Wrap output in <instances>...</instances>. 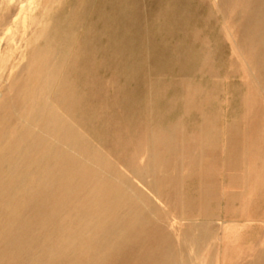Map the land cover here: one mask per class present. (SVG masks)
<instances>
[{
	"label": "rangeland",
	"instance_id": "1",
	"mask_svg": "<svg viewBox=\"0 0 264 264\" xmlns=\"http://www.w3.org/2000/svg\"><path fill=\"white\" fill-rule=\"evenodd\" d=\"M263 44L264 0H0V264H90L117 227L152 264H264Z\"/></svg>",
	"mask_w": 264,
	"mask_h": 264
},
{
	"label": "bare ground",
	"instance_id": "2",
	"mask_svg": "<svg viewBox=\"0 0 264 264\" xmlns=\"http://www.w3.org/2000/svg\"><path fill=\"white\" fill-rule=\"evenodd\" d=\"M45 66H47L46 62L44 63V65L40 66L38 64L35 66V69H36L37 73H39V75H41V71ZM59 68H60L59 65H55V66H51V67L48 66L47 71H46L45 81H43V82L41 81L40 83H35L32 85L31 88H29L28 85L23 87V88H22V86H20L19 89H18V87H13V88H15V92L13 93L12 97L15 96L17 99H21L26 94H30V93H33V91L38 90L41 84H43L42 86L45 85V87H46V85H48V81H49L50 77L54 76L56 78V76L59 72ZM12 107H13L12 101H7L3 105L0 104V141L5 139L6 143H7V146L4 149H1V151H0V161L1 162H4L7 160V157L12 153L13 146L16 143V139L11 134L4 133L2 130V126L4 124L5 118L8 116H11V114H12ZM53 120H56L55 125H58V123H57L58 118L54 116ZM39 141H40V139H39V137H37V139H36L37 144H39L38 143ZM32 148L34 150L37 149L34 146V143L32 144ZM19 157L22 158V157H24V155L21 156L19 153ZM28 169H29L28 167L25 168L24 175H28V171H29ZM7 182H8V184L6 185L5 189L0 187V198L4 203L3 204L4 207H6V200H7L8 195L11 192L12 178H9V181H7ZM11 216H12V214H11ZM128 221H129V223H127L128 225L124 229V231L126 230V232L124 234H130L136 228L143 226V224L141 223V221L139 220V217H137V215H133L131 218L128 219ZM122 233H123V229L121 227H117L113 230L107 231L106 236H105L106 241L104 244L105 256L103 258H99V257L98 258L97 257L92 258L91 257V259H90L91 263L90 264H152L150 262L151 259L157 257V254H158L157 250L154 247V241L155 240L151 237L141 238V239L138 238V240L135 241V243L133 244L132 248L126 249V248L118 245V241L122 238V235H123ZM85 245H87V244L77 245L76 250L84 249ZM141 254H142V256H141Z\"/></svg>",
	"mask_w": 264,
	"mask_h": 264
}]
</instances>
